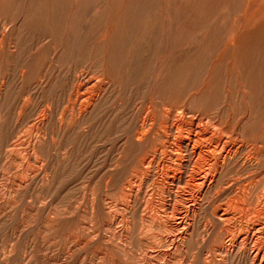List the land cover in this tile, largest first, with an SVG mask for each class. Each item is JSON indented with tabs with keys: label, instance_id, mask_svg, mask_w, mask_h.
<instances>
[{
	"label": "rangeland",
	"instance_id": "obj_1",
	"mask_svg": "<svg viewBox=\"0 0 264 264\" xmlns=\"http://www.w3.org/2000/svg\"><path fill=\"white\" fill-rule=\"evenodd\" d=\"M184 120L237 150L202 195L190 151L162 186ZM263 168L264 0H0V264H252Z\"/></svg>",
	"mask_w": 264,
	"mask_h": 264
},
{
	"label": "bare ground",
	"instance_id": "obj_2",
	"mask_svg": "<svg viewBox=\"0 0 264 264\" xmlns=\"http://www.w3.org/2000/svg\"><path fill=\"white\" fill-rule=\"evenodd\" d=\"M101 88V87H100ZM87 93V91H85V94ZM92 93H93V91H92ZM84 94V93H83ZM94 94V93H93ZM97 94V93H96ZM86 95H88V94H86ZM91 95V94H90ZM89 95V96H90ZM95 95V94H94ZM93 95V96H94ZM100 95V94H99ZM85 96V95H84ZM83 96V97H84ZM87 97V96H86ZM84 99V98H83ZM88 99V98H87ZM94 100H95V98H93ZM84 102V101H83ZM90 102H91V100H90ZM93 103V102H92ZM79 106V105H78ZM82 106H83V104H82ZM81 106V108H83ZM184 115H185V113H184ZM185 116H187V115H185ZM166 117V116H165ZM170 117V116H169ZM184 119V118H183ZM187 120V119H186ZM191 120V119H190ZM145 121V120H144ZM148 121V120H147ZM193 121V120H192ZM141 122V121H140ZM146 122V121H145ZM170 122V121H169ZM184 122H185V120H184ZM184 122H182V123H184ZM188 123H186V124H189V122L190 123H192L191 121H187ZM194 122H196V121H194ZM150 123V122H149ZM185 123H184V127L186 126L185 125ZM145 124V123H144ZM179 124H181V123H179ZM196 124V123H195ZM142 125V124H141ZM176 125H178V124H176ZM190 126L188 127V131H187V129L186 128H183V130L184 129H186V133L184 132V136H180V138L178 139V140H176V138H174V137H176V136H174L173 138L176 140V141H174L173 142V144H167V143H165V145L167 144V147H166V149L168 150V151H170V152H176L177 153V157L180 159V163H179V165H177V166H175V168H177V170H178V172L176 171V173H179L178 175H176V173L175 172H173V171H171L172 173H170L171 174V176L169 177V176H167V172H169L170 170H172V168L171 169H169V171H167V172H165L164 173V170H162L161 172L162 173H164L165 175V177H163L164 179H163V183H164V185H162L163 187H166L169 191L168 192H170V191H172V190H176V189H178L180 192L184 189V187L181 189L179 186L181 185L180 183H181V181H182V165H183V167L184 166H186V165H188L190 162H186V161H188L187 160V158H185L184 157V154H186L188 151H190V154H191V157H192V161H193V163H194V165H192L193 167H190V168H192V173H191V171H190V176H189V182H190V185L193 187V188H196L197 189V193H199V195H202V194H205V193H207L210 189H212L215 185V182H216V174H220V172L223 170V168H224V166H226V164H229V162H231L232 161V158H235L236 159V155H234V154H237V150L236 151H233L232 149H230V147L228 148V149H226V147H225V144L223 143V142H225V141H222V140H220V139H217V140H214V142L212 143V144H209V143H207V144H209V145H207L206 147L204 146L203 147V143H202V141H203V139L204 138H206V135H203L200 131L198 132V130H199V126L198 127H196V126H194L193 124L191 125V124H189ZM198 125V124H197ZM214 125V124H213ZM144 126V125H143ZM149 126H150V124H149ZM149 126H147V127H149ZM175 126V125H174ZM182 126V125H181ZM154 127V126H153ZM176 127V126H175ZM215 127V126H214ZM179 128V127H178ZM201 128V127H200ZM163 129V128H162ZM202 129V128H201ZM200 129V130H201ZM208 129V128H207ZM227 129V128H226ZM144 130H146V129H144ZM144 130L142 131V132H144ZM160 130V129H159ZM174 130H177V129H174L173 128V126H168V125H166V129H165V140H169L170 141V135L173 133V131ZM149 131V130H148ZM178 131V130H177ZM177 131H175V132H177ZM203 131H205V130H203ZM179 132V131H178ZM177 132V133H178ZM210 132V131H209ZM221 132H223V131H221ZM225 132V131H224ZM234 132V131H233ZM146 132H144L143 134H145ZM176 133V134H177ZM142 134V133H141ZM175 134V133H174ZM205 134V133H204ZM213 134V133H212ZM211 133H210V135H212ZM225 134V133H224ZM178 136H179V133L177 134ZM218 135V134H217ZM220 135H221V133H220ZM223 135V134H222ZM221 135V136H222ZM136 136H137V134H136ZM208 137H209V135H207ZM136 139H139V138H136ZM234 139V138H233ZM205 140H209L208 138L207 139H205ZM204 140V141H205ZM142 141V140H141ZM233 141V140H232ZM229 142V141H228ZM232 143V142H231ZM239 144V143H238ZM162 145V144H161ZM204 145H206V144H204ZM233 145V144H232ZM159 147V146H158ZM214 148V150L216 149H218V153H214V151H212V150H210L209 148ZM242 148V147H241ZM240 148V149H241ZM244 148V147H243ZM242 148V149H243ZM238 149V148H237ZM158 150V149H157ZM157 150H155L154 151V154H156L158 151H160V153L162 152L161 151V149H160V147H159V150L157 151ZM210 150V151H209ZM245 150V149H244ZM248 151V150H247ZM175 153V154H176ZM174 154V155H175ZM259 154V153H258ZM164 155V154H163ZM156 156V155H155ZM162 156V155H161ZM253 156V155H252ZM149 157V156H148ZM175 156H173V158H174ZM153 158V157H152ZM157 158V157H156ZM248 158H249V156H248ZM255 158V157H254ZM257 158V157H256ZM176 159V158H175ZM148 160V159H147ZM159 160V159H158ZM163 160V159H162ZM178 160V159H177ZM190 160V159H189ZM256 160V159H255ZM161 161V160H160ZM165 161V160H164ZM169 161V160H168ZM251 161V160H250ZM249 160H245V162H244V164H247V163H249L250 162ZM145 162V161H144ZM143 162V163H144ZM159 162V161H158ZM172 162V161H171ZM177 162V161H176ZM152 163H156L155 162V160H154V158H153V161L150 159V161L148 162V164L149 165H151ZM160 163V162H159ZM167 163V162H166ZM178 163V162H177ZM145 164V163H144ZM164 164V163H163ZM171 164V163H170ZM200 164V165H199ZM243 164V163H242ZM156 165H157V163H156ZM155 165V166H156ZM231 165V164H230ZM171 166H172V164H171ZM232 166H233V164H232ZM146 167V166H145ZM234 167V166H233ZM157 168V167H156ZM161 168H163L162 167V164H161ZM165 168H166V166H165ZM168 168V167H167ZM170 168V167H169ZM229 168V167H228ZM250 168V167H249ZM184 169H186V167H184ZM264 169V168H263ZM160 170V169H159ZM175 170V169H174ZM232 170V169H231ZM155 171V170H154ZM157 171H158V169H157ZM157 171H155V172H157ZM166 171V170H165ZM187 171V170H186ZM252 171V170H251ZM240 172V171H239ZM243 172V171H242ZM233 173V172H232ZM143 174V173H142ZM149 174V173H148ZM188 174V173H187ZM160 175H161V173H160ZM231 175V174H230ZM262 175V174H261ZM155 176V175H154ZM163 176V175H162ZM187 176V175H186ZM237 176V175H236ZM150 177V176H149ZM146 178H148V177H146ZM158 178V177H157ZM188 178V177H187ZM159 179V178H158ZM160 180V179H159ZM158 180V181H159ZM186 180V179H185ZM228 181V180H227ZM187 182V181H186ZM141 183V182H140ZM185 183V182H184ZM188 183V182H187ZM233 183H235V182H233ZM237 183V182H236ZM254 183H256V182H254ZM186 184V183H185ZM189 184V183H188ZM231 184V183H230ZM257 184V183H256ZM157 185V184H156ZM184 185V184H183ZM182 185V186H183ZM228 185V184H227ZM239 185V184H238ZM245 185H246V183H245ZM252 185V184H251ZM159 186V185H158ZM176 186V187H175ZM185 186H187V185H185ZM224 186V185H223ZM161 187V186H160ZM234 187V186H233ZM240 187V186H239ZM244 187V186H243ZM187 188H188V186H187ZM189 188H190V186H189ZM189 188L187 189V190H189ZM238 188V187H237ZM241 188V187H240ZM251 188V187H250ZM157 189V188H156ZM222 189V188H221ZM242 189V188H241ZM263 189H264V186H263ZM164 190H166V189H164ZM237 190V189H236ZM246 190H247V188H246ZM262 190V189H261ZM192 190L190 189V192H191ZM193 191H194V189H193ZM130 193H131V191H129ZM154 192V191H153ZM174 192V191H173ZM184 192V191H183ZM217 192V191H216ZM248 192V191H247ZM261 192V191H260ZM138 193V192H137ZM140 193V192H139ZM163 193V192H162ZM165 193V192H164ZM171 193V192H170ZM178 193V192H177ZM177 193H176V195H177ZM194 193V192H193ZM195 193H196V191H195ZM134 194V193H133ZM146 194V193H145ZM151 194V193H150ZM179 194H182V193H179ZM178 194V196H180ZM192 194V193H191ZM168 195H169V193H168ZM184 195H185V193H184ZM245 195H246V192L244 191V190H241L240 191V195H238L237 197H234V198H238L239 196L241 197V198H244L245 197ZM261 195V194H260ZM130 196V195H129ZM149 196V195H148ZM170 196V195H169ZM193 196H195V195H193ZM213 196V195H212ZM215 196V195H214ZM257 196H258V194H257ZM131 197H132V193H131ZM146 197L147 196H145L144 198L146 199ZM184 197H186V196H184ZM189 197V196H188ZM197 197H198V195H197ZM201 197V196H200ZM226 197V196H225ZM260 197H262V196H260ZM130 198V197H129ZM171 198V197H170ZM192 198H194V197H192ZM232 198V197H231ZM246 198V197H245ZM127 199V198H126ZM148 199L150 200V198L148 197ZM148 199H146V200H148ZM174 199V198H173ZM181 199V198H180ZM185 199H187V197L185 198ZM256 199V198H255ZM131 199H129V201H130ZM145 200V201H146ZM148 200V201H149ZM170 200V199H169ZM190 200H191V196H190ZM192 200H194V199H192ZM201 200V199H200ZM199 200V201H200ZM127 202H128V200H126ZM183 201V200H182ZM182 201H181V204H183L182 203ZM189 201V200H188ZM187 201V202H188ZM202 201V200H201ZM153 202V201H152ZM151 202V203H152ZM156 202V201H155ZM160 202V201H159ZM158 202V203H159ZM185 202V201H184ZM186 202V203H187ZM198 203V201H196L195 200V202L194 203ZM230 202V201H229ZM239 204H240V202L241 201H237ZM237 202H232V204H237ZM244 202V201H243ZM242 202V203H243ZM259 202V201H258ZM140 203V202H139ZM150 203V204H151ZM167 202H165V204H166ZM179 203V202H178ZM189 203V202H188ZM226 203H227V201H226ZM256 203V202H255ZM145 204H147V203H145ZM156 204V203H155ZM180 204V205H181ZM191 204V203H190ZM190 204H188V205H190ZM220 204V203H219ZM140 205L141 204H139V207H140ZM162 205V204H161ZM169 205V204H168ZM197 205V204H196ZM231 205V204H230ZM263 224L261 223V224H248V222L247 223H244V224H246V226H245V230H246V232H245V236H242L243 237V241H244V243L245 242H247V240H248V233H250V232H254V231H256L257 233H260V235H263V236H260L261 238L263 237V240L262 239H260L261 241H263V248L261 247V248H259V249H256L254 252H252V251H248V250H245V251H243L242 253H239V254H241V256L242 257H247V258H249V257H251V263L252 264H264V190H263ZM156 206H159V205H157L156 204ZM156 206H154V208H153V203L151 204V206H150V209H151V207L153 208L152 210L154 211V212H156V210H157V207ZM191 206H192V204H191ZM194 206V205H193ZM223 206V205H222ZM228 206H229V204H228ZM236 206V205H235ZM242 206V205H241ZM244 206H246L245 204H244ZM243 206V207H244ZM255 206V205H254ZM261 206V205H260ZM149 207V206H148ZM155 207H156V210H155ZM169 207H170V205H169ZM172 207V206H171ZM184 207H186V206H184ZM183 207V208H184ZM198 207V206H197ZM162 209L160 210V211H157L158 212V216H160L161 215V219H169V216H170V214L168 215L167 214V211H168V206L166 207V206H164V204L162 205V207H161ZM177 208V207H176ZM189 207H187V209H188ZM226 208V207H225ZM237 208V207H236ZM240 208V207H239ZM259 208H261V207H259ZM159 209V208H158ZM175 209V208H174ZM173 209V210H174ZM190 209V208H189ZM223 209V208H222ZM221 209V210H222ZM255 209H257V208H255ZM149 209H147V211H148ZM183 210V209H182ZM186 210V209H185ZM193 210V209H192ZM192 210H190V211H192ZM224 210V209H223ZM222 210V211H223ZM247 210V209H246ZM257 210H259V209H257ZM152 211V212H153ZM180 211V210H179ZM187 211V210H186ZM195 211V210H194ZM244 211V210H243ZM242 211V212H243ZM252 211V210H251ZM261 211V210H260ZM168 212H174V211H168ZM178 212V211H177ZM182 212V211H181ZM184 212V211H183ZM193 212V211H192ZM196 212H197V210H196ZM195 212V213H196ZM230 212H232V211H230ZM147 213V212H146ZM151 213V212H150ZM180 213V212H179ZM259 213V212H258ZM190 214V213H189ZM189 214H188V216H189ZM214 214V213H213ZM236 214H241V213H239V211H238V213H236ZM153 215V214H152ZM155 215V214H154ZM173 215H177V214H173ZM184 215H186V213L184 212V214L183 215H177L175 218H178L177 220H175L174 219V221H172V219H171V221L169 222V220L166 222V223H169L170 225H167V226H170V228H171V234L172 233H174L175 234V236H174V240L175 241H173V242H171V245L170 244H168V245H170L171 247H172V245L173 244H175L174 246H175V248H178V247H176V245H177V243H179L180 242V240L181 239H183V238H185V236H186V233H185V223H184V219H185V216ZM193 215H194V213H193ZM219 215V214H218ZM217 215V216H218ZM243 215H244V212H243ZM242 215V216H243ZM248 215V214H247ZM255 215H257L256 213H255ZM187 216V217H188ZM214 216V215H213ZM233 216H235V215H233L232 214V220H233ZM246 216V215H245ZM254 216V215H253ZM153 217H155V216H153ZM152 217V218H153ZM170 217H172V216H170ZM219 217V216H218ZM228 217H230V214L228 215V214H226V211H223L222 212V215H221V217H220V219L221 218H224L225 220L226 219H228ZM249 217V216H248ZM255 217V216H254ZM261 217H262V215H261ZM145 218V217H144ZM158 218V217H157ZM174 218V217H173ZM195 218V217H194ZM235 218V217H234ZM237 218V217H236ZM238 218H240V217H238ZM237 218V219H238ZM242 218V217H241ZM247 217H245V219H246ZM151 219V218H150ZM217 220L219 219V218H216ZM244 219V220H245ZM262 219V218H261ZM188 220H189V217H188ZM229 220H231V218L229 219ZM244 220H239V221H244ZM250 220V219H249ZM252 220V219H251ZM260 220V219H259ZM219 221V220H218ZM165 222V221H164ZM188 222H190V221H188ZM231 222V221H230ZM259 222H261V221H259ZM258 222V223H259ZM226 223V221L224 222V224ZM229 222L227 221V223H226V225L228 224ZM232 223V222H231ZM241 222H239V224H240ZM257 223V222H256ZM223 224V225H224ZM159 225V224H158ZM241 225V224H240ZM188 226V225H187ZM225 226V225H224ZM231 227H233V223H232V225H230ZM159 227V226H158ZM213 227H215V226H213ZM226 227V226H225ZM224 227V228H225ZM240 227H242V226H240ZM244 227V226H243ZM242 227V228H243ZM169 228V229H170ZM173 228V229H172ZM223 228V227H222ZM237 228V227H236ZM177 229H180L179 231H177ZM189 229V228H188ZM187 230V229H186ZM212 230H213V228H212ZM219 230H220V228H219ZM224 230V229H223ZM226 230V229H225ZM231 230H233V232H236L237 230L234 228V229H231ZM236 230V231H235ZM227 231H228V229H227ZM168 232V231H167ZM226 232V231H225ZM229 232V231H228ZM232 232V233H233ZM238 232H240V230L238 231ZM261 232L263 233V234H261ZM227 233V232H226ZM225 233V234H226ZM237 233V232H236ZM187 234H189V233H187ZM225 234H223V235H225ZM238 234V233H237ZM253 234V233H252ZM154 235V234H153ZM155 235H156V233H155ZM158 235V234H157ZM156 235V236H157ZM228 235V234H227ZM244 235V234H243ZM259 235V234H258ZM230 236V235H229ZM237 236H239V235H237ZM160 237V236H159ZM227 237V236H226ZM259 237V236H258ZM228 238H230L231 239V237H227L226 239H228ZM234 237L232 236V239H233ZM251 238H253L252 236H251ZM160 239V238H159ZM162 239V238H161ZM160 239V240H161ZM238 239V238H237ZM237 239H235L234 240V242H232V246H231V249H233L234 248V246L236 245V244H238L237 242ZM157 240V239H156ZM258 240V239H257ZM159 241V240H158ZM172 241V240H171ZM230 241V240H229ZM228 241V242H229ZM242 241V240H241ZM240 241V242H241ZM249 241V240H248ZM253 241V240H252ZM259 241V240H258ZM257 241V242H258ZM160 242H162V240L160 241ZM255 242V241H254ZM252 243V242H251ZM181 244V243H180ZM180 244H179V246H180ZM225 244V243H224ZM227 244V243H226ZM249 245L251 246L252 244H250L249 243ZM242 247L243 246H245L246 247V245H244V244H242L241 245ZM248 246V245H247ZM256 247L255 245H252V247ZM257 246H260V245H257ZM169 247V246H168ZM225 247V246H224ZM229 249V248H228ZM255 249V248H254ZM168 250V249H167ZM217 250V249H216ZM223 250V249H222ZM227 250V249H226ZM240 250H241V247H240ZM263 250V252H261ZM166 251V250H165ZM170 252V251H169ZM226 252H228V250L226 251ZM231 252V251H230ZM229 252V253H230ZM233 253V252H232ZM263 253V258H262V254ZM238 255V254H237ZM224 256H225V254H224ZM240 256V257H241ZM222 258V257H221ZM237 258H238V256H237ZM224 259H226V258H224ZM235 259V258H234ZM262 259H263V261H262ZM243 260V259H242Z\"/></svg>",
	"mask_w": 264,
	"mask_h": 264
}]
</instances>
